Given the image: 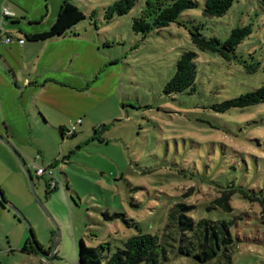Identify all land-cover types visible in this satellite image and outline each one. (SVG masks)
<instances>
[{
  "label": "rangeland",
  "instance_id": "1",
  "mask_svg": "<svg viewBox=\"0 0 264 264\" xmlns=\"http://www.w3.org/2000/svg\"><path fill=\"white\" fill-rule=\"evenodd\" d=\"M71 1L88 15L74 32L87 31L105 58L119 64L118 84L114 95L93 113L98 121L77 124L74 134H67L70 125L39 121L32 143L17 149L30 170L36 196L59 231L55 249L54 225L38 205L17 158L0 141V189L29 224L12 210L5 211L0 264H77L80 240L92 246L109 243L113 251L139 227L155 233L176 200L195 204L197 217L239 216L233 228L237 250L230 264H264V220L259 219L258 201L235 193L230 213L206 210L221 186L264 192V102L224 112L211 107L264 81L260 1L235 0L225 14L205 17L204 0H196V7L178 17L221 41L233 27L251 23L250 34L230 59L198 49L185 25L177 22L145 35L134 32L132 19L140 15L145 0H135L127 13L109 19L105 7L114 0ZM184 50L196 53L195 90L166 94L163 86ZM255 61L259 67L252 70ZM102 124L95 134L93 127ZM38 166L48 170L37 174ZM30 230L36 243L49 249L44 250L47 256L22 250L27 238L32 243ZM162 264L205 263L180 255Z\"/></svg>",
  "mask_w": 264,
  "mask_h": 264
},
{
  "label": "trees",
  "instance_id": "2",
  "mask_svg": "<svg viewBox=\"0 0 264 264\" xmlns=\"http://www.w3.org/2000/svg\"><path fill=\"white\" fill-rule=\"evenodd\" d=\"M234 1L204 0L202 15L205 17L221 16L228 11ZM259 1L264 10V0ZM134 3L135 0H114L105 7V18L109 19L115 15L127 13ZM197 5L196 0H145L140 15L132 19L131 28L134 32L145 35L151 30H159L171 22H177L185 25L191 42L198 49L218 52L225 59L235 56L236 46L251 32V23L233 27L223 41L216 36L207 37L200 31L199 25L188 26L178 19L183 10L194 8ZM91 15L93 16V13H90ZM92 16L90 18H93ZM87 17L88 15L71 0H64L55 20L46 30L23 32V38L27 41H44L75 36V27ZM98 52L104 56L100 45H98ZM195 56L196 53L192 50H184L179 54L175 70L163 86L164 93L195 90L197 73ZM258 67L259 62L255 61L251 69L256 70ZM100 71L94 73L93 78ZM262 102H264V81L253 89L224 99L211 107L215 111L224 112L232 108H247ZM104 126L105 124L94 126L95 134L98 133L99 128ZM63 130L61 129L62 135H64ZM75 131L76 128L71 133L74 134ZM91 138L103 141L98 135H93ZM217 190L219 196L207 203L206 210L217 209L230 213L233 210L230 204L232 195L237 193L239 197L249 202L258 201L260 204L259 219L264 220V192H254L232 184L218 187ZM1 204L3 205L2 202ZM195 209V204L184 200L173 201L168 205L165 218L155 233L142 231L139 227L136 233L125 238L122 245L116 246L113 251L109 243L92 246L80 240L77 264H162L180 255L205 264H230L237 250L233 228L239 216L228 219L197 217L193 215ZM39 247L46 250L41 245ZM22 250L38 253L30 238L26 239Z\"/></svg>",
  "mask_w": 264,
  "mask_h": 264
},
{
  "label": "crops",
  "instance_id": "3",
  "mask_svg": "<svg viewBox=\"0 0 264 264\" xmlns=\"http://www.w3.org/2000/svg\"><path fill=\"white\" fill-rule=\"evenodd\" d=\"M63 1L0 0V10L8 7L12 12L3 17L0 13V135L19 150L32 143L39 121L55 120L63 128L78 119L82 126L88 119L98 121L93 113L116 91L119 64L98 52L87 31L44 41H17L23 32L46 30ZM5 36L13 40L5 42ZM7 209L0 202V221Z\"/></svg>",
  "mask_w": 264,
  "mask_h": 264
},
{
  "label": "water",
  "instance_id": "4",
  "mask_svg": "<svg viewBox=\"0 0 264 264\" xmlns=\"http://www.w3.org/2000/svg\"><path fill=\"white\" fill-rule=\"evenodd\" d=\"M0 141L3 142V144L6 145L11 150V152L15 155V157L17 158V160L20 163L23 171L25 172L26 176L28 177L29 184H30V190L34 193L35 198H36V201L38 202V205L43 210V212L45 213V215L49 218L50 222L54 225V227H55V232H54V249H55L57 247V245H58V242H59V231H58L57 226H56V224H55L52 216L50 215L49 211L47 210V208H45V206L43 205V203L38 199V197L36 196V194L34 192L33 180H32V176H31V173H30L29 168L27 167V165H26L24 159L22 158L21 154L17 151V149L11 144V142L7 138H5L2 135H0ZM0 201L8 209L12 210L14 212V214L20 220H23L29 226L27 220L25 219V217L23 216V214L21 213V211H19L14 205H12L5 198V196H4V194H3V192H2L1 189H0ZM30 232H31L32 243L35 245V248H36L38 254L47 256L49 253H47L41 247H39V245L36 243V241L33 238V234H32V231L31 230H30Z\"/></svg>",
  "mask_w": 264,
  "mask_h": 264
},
{
  "label": "built area",
  "instance_id": "5",
  "mask_svg": "<svg viewBox=\"0 0 264 264\" xmlns=\"http://www.w3.org/2000/svg\"><path fill=\"white\" fill-rule=\"evenodd\" d=\"M0 13H1V17L8 16V15L12 14V12L10 11V9L8 7H2L1 10H0ZM1 29H2V25L0 24V35H1ZM0 38L2 39V37H0ZM12 40H13V38L10 37V36H5L3 38V41H5V42H11ZM17 41L19 43H23L24 42V38L20 37V38L17 39ZM78 122H80V119L72 122L70 124V130L67 131V133L73 132L75 130V128H76V123H78ZM46 170H48L46 167L38 166L37 170H36V173L37 174H43ZM50 173H51V171H50ZM53 183H55V182H53Z\"/></svg>",
  "mask_w": 264,
  "mask_h": 264
}]
</instances>
